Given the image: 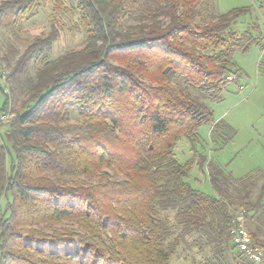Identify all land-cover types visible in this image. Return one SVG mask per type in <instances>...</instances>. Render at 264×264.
I'll list each match as a JSON object with an SVG mask.
<instances>
[{"label":"trees","instance_id":"1","mask_svg":"<svg viewBox=\"0 0 264 264\" xmlns=\"http://www.w3.org/2000/svg\"><path fill=\"white\" fill-rule=\"evenodd\" d=\"M75 1L83 48L52 58L54 26L0 70V264H169L191 232L210 247L200 264H264L231 233L242 215L264 255V171L235 177L195 145L204 124L217 149L236 135L209 102L238 82L235 52L261 43L232 30L249 7L217 16L204 0ZM39 3L2 1L0 24L15 27ZM182 138L199 158H176ZM195 163L215 194L189 182Z\"/></svg>","mask_w":264,"mask_h":264},{"label":"rangeland","instance_id":"2","mask_svg":"<svg viewBox=\"0 0 264 264\" xmlns=\"http://www.w3.org/2000/svg\"><path fill=\"white\" fill-rule=\"evenodd\" d=\"M2 1L4 0H0V4ZM39 1V5L32 9L33 15L19 21L15 27L0 24V70L4 74L11 71L31 44L37 40H45L54 26L62 28V33L61 37L52 43V58L81 49L87 44V34L81 24V12L75 0ZM204 1V8L217 16L233 8L249 7L232 25V30L238 34L249 30L255 36H262V40L261 43L252 45L247 52H235L234 67L240 73L238 82L230 83L224 88L223 100L209 102L215 120H224L230 124L236 129V135L223 149H217L211 141L212 126L204 124L199 128L200 139L195 144L196 148L208 161H216L235 177H243L257 169L264 171V75L258 71L259 60L264 55V6L260 0ZM44 48L46 50L47 47ZM29 73L34 76L35 69L31 65ZM3 100L4 95L0 89V107ZM10 116L12 114L3 115L1 118L7 119ZM76 119L77 114L72 113L70 120L74 122ZM192 146L189 140L182 138L174 150L176 158L180 162L193 156L195 159L199 158ZM189 182L194 187L215 194L207 175L206 164L203 167L194 164ZM256 197L257 193L253 200ZM5 203L6 198L3 199V204ZM54 227L70 228L72 223H57ZM196 242H200L198 233L185 234L173 246L169 264H200L205 256L210 254V247L203 242L198 246Z\"/></svg>","mask_w":264,"mask_h":264},{"label":"built area","instance_id":"3","mask_svg":"<svg viewBox=\"0 0 264 264\" xmlns=\"http://www.w3.org/2000/svg\"><path fill=\"white\" fill-rule=\"evenodd\" d=\"M244 217H237L238 224L231 230L234 242L239 246V250L245 252L256 263H264V255L258 247L252 245L251 235L244 225Z\"/></svg>","mask_w":264,"mask_h":264}]
</instances>
